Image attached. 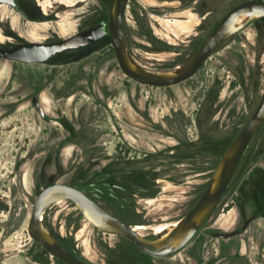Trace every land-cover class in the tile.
<instances>
[{"label":"rangeland","instance_id":"obj_1","mask_svg":"<svg viewBox=\"0 0 264 264\" xmlns=\"http://www.w3.org/2000/svg\"><path fill=\"white\" fill-rule=\"evenodd\" d=\"M112 1L26 0L25 15L0 4V45L69 37L107 22ZM215 1L220 17L230 0ZM213 3L129 0L124 33L130 56L153 70L183 65L216 22L206 13ZM255 27L258 38L254 26L244 29L192 78L165 88L127 78L109 36L45 63L0 59V264H65L41 254L27 230L34 198L52 183L94 195L144 237L189 211L263 93L264 22ZM120 176L131 178V197L103 186ZM252 215L257 218L233 239L212 237V231L240 230ZM43 219L56 239L92 264H196L202 242L209 255L234 253L231 264H264V125L195 241L171 257L98 231L68 201L51 205Z\"/></svg>","mask_w":264,"mask_h":264},{"label":"water","instance_id":"obj_2","mask_svg":"<svg viewBox=\"0 0 264 264\" xmlns=\"http://www.w3.org/2000/svg\"><path fill=\"white\" fill-rule=\"evenodd\" d=\"M129 0H113L107 23H98L69 37L47 42H23L14 46L0 45V59L22 64L45 63L52 57L78 49L106 36L121 72L145 87L165 88L192 78L228 38L242 30L257 18H264V0H246L229 10L214 29L199 43L183 65L170 71L153 70L141 66L130 56L124 33L125 14ZM15 9L14 0H0ZM242 23L238 24V20ZM31 104L45 120L44 111L36 97ZM264 125V90L253 113L234 137L218 161L206 189L193 207L175 220L177 226L154 234L153 238L142 236L132 226L105 210L84 191L65 183H52L44 187L34 198L28 221V234L49 256L65 264H92L65 248L46 228L43 215L47 208L58 202L72 203L85 220L95 229L110 235L123 237L139 250L155 257H171L180 252L197 234L206 219L213 213L224 196L238 165L250 143ZM255 218H248L241 230ZM235 233L224 235L230 237Z\"/></svg>","mask_w":264,"mask_h":264},{"label":"flooded vegetation","instance_id":"obj_3","mask_svg":"<svg viewBox=\"0 0 264 264\" xmlns=\"http://www.w3.org/2000/svg\"><path fill=\"white\" fill-rule=\"evenodd\" d=\"M246 0H230V6L228 7V9L219 17L220 15V12L218 11V4L217 2L214 0V3L213 5H211L210 9L207 10L206 13H211L213 14V19L216 20L213 28L211 29V31L214 29V27L218 24V22L220 21V19L229 11L231 10L233 7H235L236 5L244 2ZM26 0H14V4H15V9H13L12 7H10L11 9H13L14 11H16L17 13L21 14V15H25L26 13V9H27V5H26ZM219 18V19H218ZM257 22H264V18H257L255 20H253L252 22H250L248 25H246L242 30H240L239 32H237L236 34H234L233 36H231L230 38H228L221 46H223L224 44H226L227 42H229L230 40H234L236 38L239 37L240 35V32H242L244 29L248 28V27H251V26H254V29H255V38H258L259 37V31L257 30V28L255 27V24ZM98 23H107V22H98ZM96 23V24H98ZM95 25V24H94ZM93 26V25H92ZM91 27V26H90ZM89 27H86L84 29H87ZM83 29V30H84ZM82 31V30H81ZM210 31V32H211ZM79 32V31H78ZM209 32V33H210ZM208 33V34H209ZM206 34L204 36V38L208 35ZM106 36H109L108 34H106ZM106 36H104L103 38H105ZM103 38L97 40L96 42L92 43V44H89L87 46H84V47H81V48H78V49H74V50H69L67 52H73V51H77V50H80V49H85V48H90L92 46H95V44H97L100 40H102ZM203 38V39H204ZM202 39V40H203ZM58 40V39H56ZM52 41H55V40H52ZM220 46V47H221ZM219 47V48H220ZM218 48V49H219ZM196 49V48H195ZM217 49V50H218ZM113 50V48H112ZM216 50V51H217ZM114 51V50H113ZM215 51V52H216ZM123 154V153H122ZM131 179L130 177H125V176H120V179L118 181V183H108V182H103V186L105 187H108L110 189H113V190H116L118 192H120L124 197H131V194H130V190L129 188H131L133 185H132V181L129 180ZM208 184V183H207ZM148 186H154L153 182L150 184V182L148 183ZM207 187V185H206ZM205 187V189H206ZM97 188H95L96 190ZM88 196H90L93 200L96 201V199L94 198V195L92 194H88L86 193ZM111 195H113L112 193H110ZM97 202V201H96ZM110 212V211H108ZM252 216H255V218L247 225L246 229L245 230H233L231 232H227V233H223V232H218V231H212L211 232V235L214 239H217V240H222V241H229L231 239H233L234 237L240 235L241 233L245 232L248 228V226L257 218L256 215H252ZM210 217V216H209ZM209 217L206 219V221L204 222V224L202 225V227L199 229V231L203 228V226L207 223ZM251 217V216H250ZM249 217V218H250ZM246 221V220H245ZM244 221V222H245ZM175 222V221H174ZM173 222V223H174ZM243 222V224H244ZM242 224V226H243ZM241 226V228H242ZM137 226H135V230L138 231V228H136ZM199 231L197 232V234L199 233ZM139 232V231H138ZM140 233V232H139ZM230 233H235L234 235L230 236V237H224V235L226 234H230ZM141 234V233H140ZM155 234V233H154ZM197 234L190 240V242L182 249L184 250L185 248L189 247L193 241H195L196 237H197ZM147 238H153V237H147ZM136 247V246H135ZM137 248V247H136ZM138 249V248H137ZM181 250V251H182ZM216 250V253H214V250L213 251H210L211 255H209V250H208V246H207V243L206 242H202L200 243V248L198 249V252H197V257H196V264H219V261L220 260H225L224 264H231V260L233 259V255H229L227 253H221L220 250ZM180 251V252H181ZM179 253V252H178ZM218 257H221V259L219 260H216V258ZM245 264V262H243Z\"/></svg>","mask_w":264,"mask_h":264},{"label":"bare ground","instance_id":"obj_4","mask_svg":"<svg viewBox=\"0 0 264 264\" xmlns=\"http://www.w3.org/2000/svg\"><path fill=\"white\" fill-rule=\"evenodd\" d=\"M242 19H239L238 20V24L242 23ZM60 203V202H58ZM177 226V223H170V224H162V225H159L155 228V234H158V233H162V232H165L167 231L168 233L174 228Z\"/></svg>","mask_w":264,"mask_h":264},{"label":"trees","instance_id":"obj_5","mask_svg":"<svg viewBox=\"0 0 264 264\" xmlns=\"http://www.w3.org/2000/svg\"><path fill=\"white\" fill-rule=\"evenodd\" d=\"M60 241V240H59ZM60 243L65 247V248H67L69 251H71L74 255H76L77 257H79V258H81V259H83L82 257H80L76 252H74L73 250H71L66 244H64V243H62L61 241H60ZM37 247L40 249V252H41V254H44V255H48L49 256V254L46 252V251H44L39 245H37ZM39 258V256H35V260L37 261V259ZM84 260V259H83Z\"/></svg>","mask_w":264,"mask_h":264}]
</instances>
